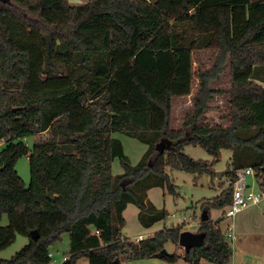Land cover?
Segmentation results:
<instances>
[{"label":"trees","instance_id":"1","mask_svg":"<svg viewBox=\"0 0 264 264\" xmlns=\"http://www.w3.org/2000/svg\"><path fill=\"white\" fill-rule=\"evenodd\" d=\"M125 51L149 73L156 70V93L141 87L165 122L153 126L150 108L113 109L109 84L113 52ZM212 53L198 69V91L180 128L170 126L165 74L174 57L184 76L193 55ZM222 75L228 86H213ZM225 98L227 125L206 118L211 100ZM47 133L29 147L25 138ZM123 133L148 146L137 164L126 155ZM0 251L18 235L30 242L0 264H50V246L70 235L62 264H122L161 259L189 264H231L233 250L213 220L211 208H228L233 184L204 201L208 221L200 220V241L184 252H163L179 244L181 227L164 228L134 241L122 234L124 210L139 208L147 228L164 220L148 191L160 186L176 193L167 168L216 175L213 164L184 152L203 147L215 161L231 151L229 176L252 167L264 188V0H0ZM28 156L31 180L16 169ZM119 158L124 172L114 175ZM54 197V200L50 196ZM38 230L39 238H31ZM119 260L120 262H117Z\"/></svg>","mask_w":264,"mask_h":264},{"label":"rangeland","instance_id":"2","mask_svg":"<svg viewBox=\"0 0 264 264\" xmlns=\"http://www.w3.org/2000/svg\"><path fill=\"white\" fill-rule=\"evenodd\" d=\"M88 0H69L71 5H83ZM212 53L193 55V63L184 76L176 74L177 59L176 57L170 62L163 84V89L169 87L171 96L168 98V108L170 110V126L172 128H180L187 112L191 109L193 99L198 91V69L202 67L208 68L212 62ZM113 73L109 84L112 108L113 109H138L150 108L153 112V126L159 128L165 122L164 113L157 107L150 105L148 100L141 92V87L147 91L157 94L159 97L164 96V92L156 93L155 84L158 79L156 70L145 73L140 70L134 59L130 58L125 51L113 52ZM229 76L222 75L221 80L213 84L216 87L228 86ZM211 108L206 114L208 122L212 125L219 124L226 126V103L225 98L216 95L210 102ZM115 137L121 139L124 145L126 155L132 164H137L148 146L140 140L127 136L123 133L114 134ZM47 133L32 135L25 138V142L32 147L36 142L46 139ZM3 143L0 144V152L3 149ZM184 152L195 160H204L213 164L216 175L210 174H193L183 170L167 168V172L171 177L176 193H171L168 188L160 186L151 188L148 192L149 199L158 208L167 210V217L156 223L150 228L144 226L139 219V208L135 204H129L124 210V227L122 234L134 241H139L138 236L144 235L148 238L156 231L166 228L181 227L182 232L193 233L197 236L198 227L203 213V203L212 200L221 194L231 183L232 177L225 174L218 177L217 172L224 171L231 167V151L222 150L221 158L215 161L203 147L187 145ZM16 169L25 181L26 185L30 184L31 172L28 156L21 157ZM124 172V168L119 158H115L112 163V173L114 175ZM248 184L256 191H262L261 184L256 177L249 176ZM227 208L218 209L211 208L210 214L214 220L222 219L220 227L224 233L233 226L234 239H229L233 250L231 264H264V198L258 204H253L239 212L236 217L229 219L225 217ZM10 220L7 214H4L0 221V226L9 225ZM30 242V238L18 235L16 241L9 247L0 251V258L11 259L18 251ZM166 249L171 252H184L180 244L168 243ZM70 251V235L65 233L59 241L50 246L53 264H62L68 257ZM182 252V253H183ZM181 253V254H182ZM122 259V258H121ZM141 262H150V260ZM186 262V261H185ZM122 264H128L126 258L121 260ZM77 264H90L89 258H81ZM134 264H140L136 262ZM148 264V263H142ZM188 264V263H187ZM204 264H211L204 262Z\"/></svg>","mask_w":264,"mask_h":264},{"label":"built area","instance_id":"3","mask_svg":"<svg viewBox=\"0 0 264 264\" xmlns=\"http://www.w3.org/2000/svg\"><path fill=\"white\" fill-rule=\"evenodd\" d=\"M253 175L255 176V170L252 167L235 170L230 180V183L233 184V197L230 206L225 212L226 218L234 220L239 212L250 205L260 203L264 198V188H262V191H256L247 182L248 177ZM226 235L229 239H234L233 226L226 230ZM143 239L144 237L142 235L138 237L139 241ZM50 264H53V261Z\"/></svg>","mask_w":264,"mask_h":264},{"label":"water","instance_id":"4","mask_svg":"<svg viewBox=\"0 0 264 264\" xmlns=\"http://www.w3.org/2000/svg\"><path fill=\"white\" fill-rule=\"evenodd\" d=\"M230 167H228L226 170L224 171H220L217 172L218 177H221L225 174H228L230 172ZM264 170V169H263ZM50 196V195H49ZM50 198L52 200H54V197L50 196ZM210 218L209 215V210L208 209H204L203 213L201 215V221L205 222L208 221ZM31 238L34 240H37L39 238V232L38 230H33L31 231ZM200 241V236H197L193 233H189V232H181L180 236H179V244L185 248L186 250L191 249L193 246H195L196 244H198ZM163 252H168L167 249H163ZM117 262H120L119 260H117Z\"/></svg>","mask_w":264,"mask_h":264},{"label":"crops","instance_id":"5","mask_svg":"<svg viewBox=\"0 0 264 264\" xmlns=\"http://www.w3.org/2000/svg\"><path fill=\"white\" fill-rule=\"evenodd\" d=\"M256 180L259 182V180L256 178ZM260 183V182H259ZM149 192V191H148ZM213 219V218H212ZM214 220V219H213ZM199 225V224H198ZM157 232V231H156ZM155 232V233H156ZM143 236L144 237V235L143 234H140L139 236ZM138 236V237H139ZM185 250V249H184ZM183 252V250L181 249V252L180 253H182ZM123 259V258H122ZM143 260H147V259H143ZM143 260H131V261H128L129 263L128 264H134V263H136V262H139L140 264H142V263H148V264H187V262H185L184 260H182V259H180L179 261H177V262H175V263H169V262H166V261H164V260H161V259H157V258H154V259H149L150 260V262H141V261H143ZM148 260V261H149ZM189 264V263H188Z\"/></svg>","mask_w":264,"mask_h":264}]
</instances>
